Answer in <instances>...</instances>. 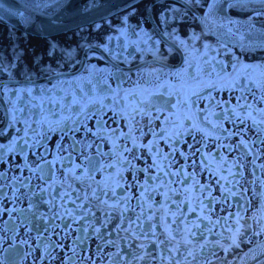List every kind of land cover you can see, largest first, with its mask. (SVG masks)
Returning a JSON list of instances; mask_svg holds the SVG:
<instances>
[{"label":"flooded vegetation","instance_id":"af4514ba","mask_svg":"<svg viewBox=\"0 0 264 264\" xmlns=\"http://www.w3.org/2000/svg\"><path fill=\"white\" fill-rule=\"evenodd\" d=\"M71 1L0 0L2 264H264V0Z\"/></svg>","mask_w":264,"mask_h":264},{"label":"water","instance_id":"95a60500","mask_svg":"<svg viewBox=\"0 0 264 264\" xmlns=\"http://www.w3.org/2000/svg\"><path fill=\"white\" fill-rule=\"evenodd\" d=\"M115 1L121 3L124 0H72L66 6V13L67 16L69 14L74 15L76 18L73 19V22L80 24L105 15L108 13L107 9L109 7H113L114 4L118 3ZM244 27L241 32L234 31L235 34L240 33L239 39L248 44L264 45V21L245 22ZM263 249L264 246L255 254H259Z\"/></svg>","mask_w":264,"mask_h":264},{"label":"snow or ice","instance_id":"6c2138e0","mask_svg":"<svg viewBox=\"0 0 264 264\" xmlns=\"http://www.w3.org/2000/svg\"><path fill=\"white\" fill-rule=\"evenodd\" d=\"M242 143H243V141H242ZM166 158V157H165ZM89 166L91 167L92 166V164H91V162H89ZM222 179H224V177H221ZM192 211H195V209H191ZM0 264H2V261H0Z\"/></svg>","mask_w":264,"mask_h":264}]
</instances>
